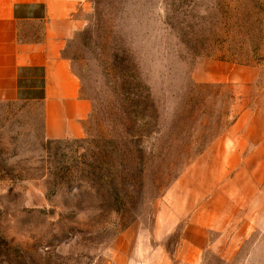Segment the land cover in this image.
<instances>
[{"label":"rangeland","instance_id":"rangeland-1","mask_svg":"<svg viewBox=\"0 0 264 264\" xmlns=\"http://www.w3.org/2000/svg\"><path fill=\"white\" fill-rule=\"evenodd\" d=\"M72 21L94 142L50 145L38 106L0 102V264H264V0H92ZM125 75L159 135L115 205L74 164L126 137Z\"/></svg>","mask_w":264,"mask_h":264},{"label":"crops","instance_id":"crops-1","mask_svg":"<svg viewBox=\"0 0 264 264\" xmlns=\"http://www.w3.org/2000/svg\"><path fill=\"white\" fill-rule=\"evenodd\" d=\"M92 0H0V102L36 105L48 141L81 140L93 105L64 56Z\"/></svg>","mask_w":264,"mask_h":264},{"label":"trees","instance_id":"trees-1","mask_svg":"<svg viewBox=\"0 0 264 264\" xmlns=\"http://www.w3.org/2000/svg\"><path fill=\"white\" fill-rule=\"evenodd\" d=\"M125 77L127 79L122 87L123 92L117 94L122 96L120 109L127 120V124L124 125L126 137L103 140L102 146L96 143L94 151H87L88 155L80 156V160L74 164V168L81 172V166L87 169L88 175H91L88 178L92 181L101 182L106 193L114 198L115 205L121 201L120 188H126L128 184H140L146 165L142 149L143 140L150 135H159L158 114L151 102L150 90L138 79L135 83H130L129 76ZM94 112L95 110L93 114ZM89 141L94 142L88 139L75 142ZM65 142L67 140L49 141V144L60 146ZM63 165L65 164L61 166ZM103 172H107L108 175L103 176ZM113 211L121 212V208L116 206Z\"/></svg>","mask_w":264,"mask_h":264}]
</instances>
